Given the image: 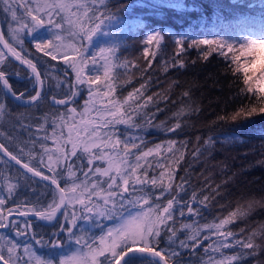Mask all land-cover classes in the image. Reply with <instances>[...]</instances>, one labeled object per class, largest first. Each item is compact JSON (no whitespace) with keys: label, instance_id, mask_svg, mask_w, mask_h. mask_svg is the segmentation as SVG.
Here are the masks:
<instances>
[{"label":"trees","instance_id":"trees-1","mask_svg":"<svg viewBox=\"0 0 264 264\" xmlns=\"http://www.w3.org/2000/svg\"><path fill=\"white\" fill-rule=\"evenodd\" d=\"M252 1L246 3L247 6L258 3L254 10L244 8L237 0H95L85 4L82 25L76 23L74 7L68 5L58 12L57 21L70 18L72 26L82 27L81 36L84 28L99 24L94 32L98 42L92 52L110 49L104 53L103 62L100 54L96 64L101 77L96 83L100 98L94 100L97 108L107 113L94 120L93 110L84 113L89 87L74 82L63 59L52 60L37 50L26 32L19 33L22 43L16 38L20 25L31 18L29 13L41 14L37 5L44 2L51 5L56 0H0V24L5 40L21 57L32 60L44 82L42 95L26 105L9 98L0 85V102L5 105L0 114V141L19 158L50 175L63 172L69 163L83 165L82 170L74 168L77 176L83 179L82 172L88 173V181L99 180L105 189L107 184L103 182L108 177L95 173V168L105 167L111 161L123 170L125 161L134 163L133 156L124 155L125 142L132 153L151 149L136 175H142L148 168L149 177L163 172V183L172 184V195L161 196L156 188L148 202L154 206L158 201L162 209L168 199L175 197L172 219L160 225L164 231L157 248L164 251L169 264H264V112L260 111L264 108V96L248 91L250 86L243 83V73L235 71L236 65L231 62L233 56L241 55L239 36L246 37L248 42L253 37L264 36V1ZM150 29L159 30L160 37L145 54L137 46V40ZM204 37L212 38L213 43L201 44ZM220 45H224V55ZM229 46L233 49L231 53L227 52ZM0 52L4 53L1 46ZM0 69L7 72L9 84L17 94L24 93L27 97L35 92V81L28 77V71L5 53ZM72 92H78L74 102L57 103L68 100ZM113 104L118 105L117 114L128 123L105 125V120L112 119L109 110ZM71 108L76 112L69 140L71 120L67 110ZM252 108L256 111L251 112ZM58 114L66 122H61ZM82 119L89 123H81ZM53 121L59 125L55 136ZM93 127L98 133L94 138L101 136L103 141L85 153L82 145L88 134L83 129L91 132ZM45 131L49 137L46 140ZM115 140L121 143L113 146ZM74 142L78 145L76 156H70ZM41 143L46 151L41 149ZM132 143H137L139 148H131ZM110 150L114 155L108 159L92 156ZM41 159L43 163H39ZM45 164H50L53 171ZM114 174L115 171L110 172ZM58 182L65 188L68 199L81 194L80 188L72 192L65 179L58 178ZM9 183L17 184L14 197L7 196ZM0 195L6 197L0 208V214H4L10 206L46 207L56 192L51 185L25 173L0 154ZM106 195L107 191L101 192V196ZM83 198L86 202L98 200L89 192L83 193ZM180 206L184 208L183 215ZM80 207L73 201L53 223L32 221L29 230L24 217L14 216L9 222H15V227L9 226L5 232L16 241L20 237L18 252L31 250L42 264L49 259L58 264L63 246L52 249L37 244L36 240L64 241L71 249L74 243L67 242V232H60L67 224L63 214L78 212ZM143 207L148 211V205ZM188 207L194 212L188 213ZM135 210L138 209L127 206L122 209L123 213ZM150 215L155 217L154 212ZM225 219L230 222L219 231L209 227ZM81 221L79 228L94 235L98 233L99 228L81 227ZM108 222L111 223L105 224ZM25 228L21 236L17 234ZM169 229L175 232L173 242L168 241ZM229 231L232 237L227 236ZM35 257L18 255V263L4 258L11 264H38ZM134 264H151V259L138 258Z\"/></svg>","mask_w":264,"mask_h":264},{"label":"snow or ice","instance_id":"snow-or-ice-1","mask_svg":"<svg viewBox=\"0 0 264 264\" xmlns=\"http://www.w3.org/2000/svg\"><path fill=\"white\" fill-rule=\"evenodd\" d=\"M50 7L55 10L56 8L66 9L68 5L63 3H52L51 5H42L41 8ZM10 10V9H9ZM47 16V20L39 14L31 17L25 23L20 25V29L17 32V41L19 43L23 42V37L19 34L20 32H26L30 35L32 41L34 42V47L43 52L44 55L50 56L52 60H56L58 55H61V47L63 46L61 41L60 29L62 27L59 21H55L53 16L50 13H45ZM13 16L15 13L13 12ZM99 28V24L96 25ZM41 29H49L51 31L50 37H44L40 35ZM95 29H88L84 32V36L80 38L83 40L87 38L89 41L92 38ZM159 36L156 33L153 36L148 38V42L151 43L153 39ZM203 45H211L213 41H201ZM7 46V45H6ZM9 52H11L12 56L15 57L16 60L21 61V63L26 64L29 69H31L32 76L31 78L35 81V85L39 88L44 86V82L41 79L40 73L37 71L36 65L30 59H22L20 53L16 52L15 49L7 46ZM221 54L223 53L224 45L219 46ZM242 51L241 55L233 56L232 63L236 65L235 71L243 73V83L245 85H249V92H258L261 96H264V56H257L256 53L260 49H264V39H251L250 43L247 46L241 45ZM183 51V49H181ZM233 51L232 47L229 46L227 49L228 53ZM147 54V53H145ZM65 60L68 59L67 53H63ZM4 53L0 52V62H2V57ZM242 57L243 62L242 61ZM260 61L259 68L257 69V62ZM73 70L76 72V79L79 84H88L98 83L101 79L99 75L95 77V79L89 78L85 80L81 76L82 68L76 63H72L70 65ZM103 67V66H102ZM258 73V74H257ZM7 72L4 69H0V85L6 90L7 94H10L13 98L17 100L25 99V94L17 93L12 89V86L9 84L7 79ZM89 91V100L85 101L84 105V113L89 111L88 104L92 98L93 90L91 87L88 89ZM78 95V92H72L71 96L68 100L61 99L57 101V103L64 105L70 102H74L75 97ZM40 96V91H37L34 96L28 98V102H34ZM111 103V101H110ZM5 110V105L3 102H0V114H2ZM256 109L252 108L251 112H255ZM261 112H264V108L260 109ZM76 112L75 108H71L67 110V116L71 120V124L68 127V138L72 139L74 125H75V116L73 113ZM251 112L249 115H251ZM118 105L113 104L112 109L109 110V114L112 116L111 120H105V125L109 124H119V123H128L129 121L119 116L118 114ZM238 115V114H237ZM83 116V114H81ZM58 119L61 122H66L65 117L58 114ZM233 120L236 119V116L232 117ZM81 123L87 124L88 121L81 120ZM59 125L55 124L53 121V131L52 135H56V128ZM179 127V124L176 125ZM86 134L93 136L98 135L95 127L92 128L91 132H88L87 128L83 129ZM168 131H172V129H168ZM79 131H76V136L79 137ZM48 134L45 131V136L43 139H48ZM108 140H112L111 136L107 137ZM121 141L115 140L114 145L120 144ZM77 143L72 144V151L68 153L70 156H76ZM98 145L95 143H84L82 145V151L85 153H90L92 147H97ZM108 145L106 144L105 147ZM159 147V145L157 146ZM131 148H139L137 143H132ZM41 149L46 151L44 148V144L41 143ZM124 155L133 156L134 163L127 164L125 161L126 167L121 170L120 167L115 168V174L110 175V172L113 170V165L110 163L107 169L96 168L95 173H99L102 177H108V180L103 182L107 184V188L105 189L102 186V182L97 180L96 182H90L87 180L88 173L82 172L83 179L78 177L74 168H80L82 170L83 165L80 164H72L69 163L64 171L61 173H53L51 177L43 176L42 172L38 170L37 167L29 166V163H23L22 167L27 169L29 173H33L34 176H40L45 180H51L53 185H56V195L53 197L52 201L44 206L33 205V207L28 208L26 210L20 211V215L27 217L29 213L38 217L41 220L52 221L56 218L57 212L60 211L61 207L67 208V206L73 201L76 204H79L81 207L78 212L65 211L64 220L67 222L65 226H62L60 232H67V242L74 243L76 248L72 251V254L67 256L64 259L60 260V264H134V261L138 258L148 257L151 259V264H161L162 261L165 262L164 251L157 250L158 245L160 243L161 232L164 231L163 228L160 227L161 224L166 225L167 221L172 219L173 216V204L174 199L170 198L166 202V206L162 209L160 208L159 202H155V205L149 204V200L153 198L154 192L153 189H160V195L163 196L165 194L172 195L171 189L172 184L168 183L165 185L163 183L164 173L161 172L159 175H153L152 177L148 176V168L144 169L142 175H136V170L138 167H141V161L148 157L152 150L142 151L139 153H132L128 151L129 144L127 142L124 143ZM171 150V149H169ZM0 153H3L11 158V160L15 161L17 164H21V160L17 158L12 152L8 150L4 143H0ZM63 155V153H61ZM103 159L104 155L98 154L97 157ZM49 159H51L49 157ZM67 159V156H65ZM39 163H43L41 159ZM59 163V160H57ZM88 163H92V158L88 159ZM45 167L49 168V171H53L52 166L50 164H45ZM66 172V176L64 173ZM59 179H65L70 184V190L72 192H76L77 188L81 189V194L73 197L72 199H68L65 196V188H60ZM169 178H171V173H169ZM79 180V183L77 181ZM119 180V183H118ZM19 183V179H17V184ZM17 184L9 183L7 187V196L14 197L15 189ZM115 186V187H114ZM139 186V187H137ZM131 189V191H130ZM107 191L106 196H101V192ZM89 192L90 195L94 194L98 197L97 201H93L89 199L87 202L83 198V193ZM127 193V196H125ZM195 200V197L192 198ZM205 199H207L205 197ZM6 202V197L0 195V208L4 206ZM202 203V202H201ZM39 204V201H37ZM143 205H148V211H145ZM136 208L138 211L135 213L129 212L128 215H124L122 209L125 207ZM188 213H193L194 209L191 207L187 208ZM155 213V217L150 215V213ZM180 215L184 214L183 206L179 208ZM11 210H9V213ZM166 214V215H164ZM198 214V213H197ZM235 216V213H232ZM88 221L91 224L92 228L101 229V234L97 237L89 231H85L83 228H79V222ZM115 221L112 226H106V221ZM230 221L228 219L221 220L218 225H211L209 227L215 228L219 231V228L223 225H227ZM25 225H29L31 222L28 220L24 221ZM70 225V226H68ZM15 227V222L8 221V215L0 214V229L6 227ZM185 227H188L185 225ZM73 229H77V231H73ZM27 228L21 229L17 234H22V232L26 231ZM170 234L168 235V241L173 242V238L175 237V232L169 229ZM79 233V234H78ZM59 233H53V236H58ZM232 232H228L227 236L232 237ZM32 239H35V235L32 234ZM36 243L42 246H47L52 249L61 248L64 245V241H52L49 243L48 241L36 240ZM95 245V247H94ZM181 246H183V242H181ZM247 246V245H245ZM9 254L12 253L13 248L8 249ZM175 255V253H171ZM0 260L4 261V264H8V260L4 258L3 255H0ZM38 264H42V262L38 261ZM46 264H54L53 259H49Z\"/></svg>","mask_w":264,"mask_h":264},{"label":"rangeland","instance_id":"rangeland-1","mask_svg":"<svg viewBox=\"0 0 264 264\" xmlns=\"http://www.w3.org/2000/svg\"><path fill=\"white\" fill-rule=\"evenodd\" d=\"M39 1L40 0H36V2H39ZM94 1L95 0H56V3H63L66 5H69L71 7H74L73 11L75 12V15L77 16L76 23L78 25H82L84 9L86 11L85 4H88V3L91 4ZM237 1H239L238 3H241V5H243L244 8L252 9V10H254L255 7L258 5V3H254V4H250V6H247L246 2H248V4H249V3L253 2L252 0H237ZM260 1H264V0H260ZM96 2H101V0H96ZM255 2H257V0ZM45 4L48 5V2H44L41 5H37L38 6V8H36L37 11L41 12V14H39V15L43 16L45 18V20H47V16L45 15V13H50L53 16L54 20L57 21L55 16L58 12H60L63 9L62 8H56L55 10H53L50 7L41 8V6L45 5ZM71 14L72 13H70L69 15H71ZM58 21L62 25V27L59 31L61 34L60 43L63 46L61 47V53L62 54L58 55L57 57L63 59L65 65L70 68V70L73 74L72 77H73V80L75 83L79 84L77 79H76V72L70 66L73 62L76 63L77 65H79L83 69L81 72V76L83 79H85V80H88L89 78L95 79V77L98 75V70L96 68V64L99 62L100 54H101L100 60L103 62L105 60L104 53L108 52L109 48L104 49L105 52H102L103 51L102 50L101 51L102 53L100 51L98 53L92 52V50H94L95 44L98 42V40H95V37H96L95 33H93L90 41L87 38H84L83 43H82L81 38H80L81 37L80 29H82V27L77 26V25L72 26V22H70L71 21L70 18H67L66 20L63 19L61 21L60 20H58ZM88 29H90V28L86 27L83 29V36H84V32L87 31ZM91 29H95V31H96L95 26H93ZM156 33H158L159 36H157L155 39H153L151 41V43H149L148 38L150 36L155 35ZM40 35H43L44 37H50L51 31L49 29H44V31ZM159 37H160L159 30H157V29L147 30L143 34L139 35V39L137 40V46L140 47V49L143 51V53H146L153 46V44L159 40L158 39ZM252 39H264V36L262 35V36L256 37V38L253 37ZM205 40L210 41V40H212V38L204 37V38L200 39V41H205ZM238 40L240 42V51H242L241 45L246 47L247 44L250 43L247 41L246 37L244 38L243 36H239ZM205 46H208V45H205ZM109 51H110V49H109ZM65 52L67 53V57H68L67 60H65V57L63 55V53H65ZM256 55L257 56H264V49L258 50ZM105 62H106V68H107V61H105ZM259 64H260V61L257 62V65H256L257 69L259 68ZM86 85L88 87H91V89L93 90L92 98L88 104L89 111L86 114H88L90 111L93 110V114L95 116L94 120H98L99 118H102V116L105 115L107 112L103 109L97 108V106L94 102V100L96 98H100V92L96 88V83H92L91 85H88V84H86ZM87 95H89V92H87ZM87 100H89V96H88ZM102 141L103 140L101 139V136L99 138H94V135L93 136L88 135L84 139V143H88V144L95 143V144L99 145V144H101ZM104 142H106L107 144H110L107 141H104ZM98 154H101V153H95V154H92V156L97 157ZM102 154L104 155L105 159H108V158L112 157V155H114L112 150L105 151ZM96 159L101 160L100 158H96ZM110 163L113 165V170L111 171V173L115 171L116 167L121 168V165L117 166V164H116L117 162L113 163L111 161H109L108 165H106L105 167L103 166V167H98V168L107 169L109 167ZM71 196H70V199H72L74 197V196L73 197H71ZM136 211H138V210L130 211V212L135 213ZM128 213L129 212H126L123 214L126 216V215H128ZM109 221H111V223L108 222V224H106V226H108V227L112 226L113 223H115V221H112V220H109ZM81 227L92 228L90 222H88V221H81ZM100 234H101V229H99L98 233L95 235L98 237ZM0 244H2V247H3L2 250L4 251L1 253L8 260L17 262L18 255L19 256L22 255V257L26 256V255H32V256H36L34 258V260H35V262H38V259H39L38 256L34 252H32L31 250H28V252H15V249L17 247L18 242L16 241V239L13 235L2 234V236L0 238ZM94 247H95V245H94ZM9 248H13V251L11 254H9V251H8ZM75 248H76L75 244L72 245L71 249H69V246L67 244H64L63 247L61 248V250L59 251L60 252V260L71 255L72 251ZM60 260H59L58 264H60Z\"/></svg>","mask_w":264,"mask_h":264},{"label":"water","instance_id":"water-1","mask_svg":"<svg viewBox=\"0 0 264 264\" xmlns=\"http://www.w3.org/2000/svg\"><path fill=\"white\" fill-rule=\"evenodd\" d=\"M9 46V44L7 43V41L5 40V38H4V35H3V33H2V29H1V24H0V46H1V48H2V50L4 51V53L6 54V55H8L13 61H15L16 63H18V64H20L22 67H24L28 72H29V75H28V77H31L32 76V73H31V69H29L28 68V66L26 65V64H23V63H21V61H19V60H16L15 59V57L14 56H12V54H11V52H9V50H8V47L7 46ZM22 59H24L23 57H21ZM37 68V67H36ZM37 71L39 72V70L37 69ZM40 73V72H39ZM41 75V74H40ZM41 79H42V77H41ZM2 86V85H1ZM2 88H3V86H2ZM3 90H4V92L6 93V90L3 88ZM37 91H40V96L42 95V92H43V87L42 88H39V87H37L36 86V91L34 92V94H32L31 96H34L35 94H36V92ZM7 94V93H6ZM17 95H19V94H17ZM7 96L9 97V98H11L12 100H14L15 102H17V103H19V104H24V105H26V104H30L29 102H28V98H30L31 96H28V97H25V99H23V100H17V99H15V98H13L10 94H7ZM39 96V97H40ZM38 97V98H39ZM37 98V99H38ZM32 103V102H31ZM0 143H2L1 141H0ZM9 150V149H8ZM10 151V150H9ZM11 152V151H10ZM4 158H6L9 162H11L12 164H14L15 166H17L18 168H20L21 170H23L25 173H27V174H29V175H31V176H33V177H35V178H37V179H39V180H41V181H43V182H46V183H48V184H50L51 186H53L55 189H56V185H53L52 183H51V180L49 179V180H45V179H43L42 177H40V176H34V174L33 173H29L28 171H27V169H24L23 167H22V165H23V163H28V162H26L25 160H23V159H21V158H19L17 155V158L18 159H20L21 160V164H17L15 161H13V160H11V158L10 157H8L7 155H5V154H3V153H0ZM14 154V153H13ZM15 155V154H14ZM29 166L30 167H32L30 164H29ZM39 170V169H38ZM40 171V170H39ZM42 172V171H41ZM42 174H43V176H49V175H47V174H45V173H43L42 172ZM49 177H51V176H49ZM59 183V182H58ZM59 187L60 188H63L60 184H59ZM65 196H66V193H65ZM63 209H64V207H61V209H60V211L59 212H57V214H56V218L59 216V214L63 211ZM22 210H26V209H17V210H11V213L10 214H8L9 213V210L8 211H6L5 212V214L6 215H8V221H9V219L11 218V217H13V216H17V217H24V216H21L19 213H20V211H22ZM27 218H29V219H31V220H39L41 223H44V224H51V223H53L55 220H56V218L54 219V220H52V221H45V220H41V219H39L38 217H35L34 215H32L31 213H29L28 214V216H27ZM7 228V227H6ZM6 228H2V229H6ZM165 257V256H164ZM165 261H166V264H169V262H168V260L165 258ZM0 264H4V261L3 260H0ZM8 264H11L10 262H8ZM161 264H165V262L164 261H162L161 262Z\"/></svg>","mask_w":264,"mask_h":264},{"label":"flooded vegetation","instance_id":"flooded-vegetation-1","mask_svg":"<svg viewBox=\"0 0 264 264\" xmlns=\"http://www.w3.org/2000/svg\"><path fill=\"white\" fill-rule=\"evenodd\" d=\"M45 174H47V175H49V176H52V175H50V174H48V173H45ZM54 190H55V188L53 187V186H51ZM65 193H66V191H65ZM66 195H67V193H66ZM15 208V207H13V206H10V207H8V208ZM7 210V208H5V210H4V214H5V211ZM26 220H28V221H30L28 218H26V217H24ZM10 221V220H9ZM32 221H36V220H32ZM32 221H30V222H32ZM37 221H39V220H37ZM40 222V221H39ZM31 224V223H30ZM30 224L29 225H27V228H28V230H29V228H30ZM8 228V227H7ZM7 228L6 229H0V230H2V233H0V238H1V236H2V234H7L5 231L7 230ZM20 236H21V234H20ZM17 241H20V237H18V239H17ZM2 244H0V252H4L3 250H2ZM15 252H18V250L17 249H15Z\"/></svg>","mask_w":264,"mask_h":264}]
</instances>
